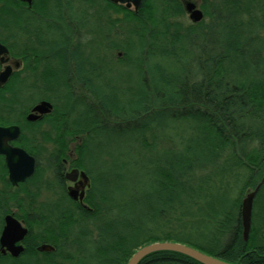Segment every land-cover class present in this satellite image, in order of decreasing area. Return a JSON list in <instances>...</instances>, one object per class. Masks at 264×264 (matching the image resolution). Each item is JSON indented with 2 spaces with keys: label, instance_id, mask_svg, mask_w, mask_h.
<instances>
[{
  "label": "trees",
  "instance_id": "16d2710c",
  "mask_svg": "<svg viewBox=\"0 0 264 264\" xmlns=\"http://www.w3.org/2000/svg\"><path fill=\"white\" fill-rule=\"evenodd\" d=\"M106 1L98 0L100 10L112 8L115 32L128 36L111 42L99 31L108 52L98 59V89L77 65L83 88L96 94L81 106L68 89L66 138L82 142L54 152L74 155L72 166L90 176L85 206L66 200L60 234L49 224L53 253L39 258L29 248L16 259L0 256V264H127L159 242L264 264V0H200L204 20L188 26L181 0H144L137 14ZM0 106L1 124L10 99ZM262 181L246 242L242 201ZM18 197L8 199L12 206L0 199V232L5 214L17 209L24 219L32 210ZM141 264L199 263L159 252Z\"/></svg>",
  "mask_w": 264,
  "mask_h": 264
},
{
  "label": "flooded vegetation",
  "instance_id": "af4514ba",
  "mask_svg": "<svg viewBox=\"0 0 264 264\" xmlns=\"http://www.w3.org/2000/svg\"><path fill=\"white\" fill-rule=\"evenodd\" d=\"M71 2L68 6L67 0H0V44L8 51L7 54H0V75L10 72L7 84L0 88V100L10 99V108L1 112L7 122H2L0 126L18 127L20 135L10 141L9 146L26 151L36 161L33 177L13 186L9 180L6 158L0 155V199L7 196L8 201L19 195L18 200L22 199L32 206L24 219L16 216L19 212L17 209V213L5 214L2 230L5 217L13 215L28 230L27 237L20 245L25 252L29 248L35 250L39 258L50 254L39 250L43 245L52 246L45 242L46 231L54 229L50 228V223L55 222L53 233L60 234L56 226L67 207L66 200L85 206L91 188L87 172L72 166L74 155L66 159L61 153L58 156L54 154L58 146L68 144L74 147L82 142L78 137L74 141L66 138L67 91L69 89L71 96L82 99L81 106L92 103L93 89H98L99 81L98 60L93 58L94 48L99 46V31L106 33L108 41L113 42L115 38L112 26L115 14L112 8L107 6L105 13L100 10L98 0ZM72 10L76 11L74 14L77 16L71 15ZM81 64H85L91 72L89 80L92 90H85L82 78L77 75L79 70L82 71L77 69V65ZM43 103L52 106L50 114L35 112ZM30 115L38 119L31 121L28 119ZM73 170L88 175L89 184L84 191L81 190V176L75 182L67 180L66 175ZM4 176L6 179L3 180ZM71 188L79 190L76 200L69 195ZM7 204L15 205V200ZM18 215L21 216L20 213ZM0 256L13 258L7 251L3 254L1 247Z\"/></svg>",
  "mask_w": 264,
  "mask_h": 264
},
{
  "label": "water",
  "instance_id": "95a60500",
  "mask_svg": "<svg viewBox=\"0 0 264 264\" xmlns=\"http://www.w3.org/2000/svg\"><path fill=\"white\" fill-rule=\"evenodd\" d=\"M25 1L31 2V0ZM107 1L115 5H123L127 9L133 10L136 14L140 12L144 3V0ZM185 9L193 24H199L204 20V13L201 9L197 8L196 4L192 2H186ZM7 53V49L0 44V54ZM9 77V71L0 75V88L7 84ZM35 112H39L41 115L50 114L52 112V106L49 103H43L35 109ZM28 119L35 121L38 118L30 115ZM19 135L20 129L18 127L0 126V155L5 156L6 158L5 163L9 173V180L13 186H18L19 184L25 183L28 179L33 177L36 170V161L34 157L30 156L26 151L18 148H12L8 144L10 141L17 139ZM79 176H81V190L84 191L85 187L89 184V178L85 172L73 170L66 175V178L70 182H75ZM262 183L263 181L257 186L255 190L247 193L242 201L241 219L243 226V237L246 242L248 241L252 230L254 202ZM69 191L70 197L76 200L79 190L77 188H71ZM83 195L84 192L81 194V200L83 199ZM4 223L5 225L0 236V247L2 253L5 254L7 251L13 258H19L25 252L24 247L20 245V243L23 242L27 237L28 230L13 215L6 216ZM39 250L46 253L55 251L54 247L50 245H43ZM159 252L177 253L188 257L199 264H231L216 257L210 256L194 247L173 242H159L144 246L133 254L127 264H141L144 259Z\"/></svg>",
  "mask_w": 264,
  "mask_h": 264
},
{
  "label": "rangeland",
  "instance_id": "374dc122",
  "mask_svg": "<svg viewBox=\"0 0 264 264\" xmlns=\"http://www.w3.org/2000/svg\"><path fill=\"white\" fill-rule=\"evenodd\" d=\"M181 1H182L183 4L185 3V1H186V2H192V3L196 4L197 8L201 9V7H200V6H201V1H200V0H181ZM68 8H69V7H68ZM201 10H202V9H201ZM72 11H73V10H72ZM75 12H76V11L74 10V11L71 13V15H75V14H74ZM132 12H133V11H132ZM75 16H77V15H75ZM207 21H208V19L206 20V22H207ZM182 22H183V24L186 25V26H188V25H190V24H193V23L191 22V20H190L189 15H188L187 12H186L185 17H183ZM207 23H208V22H207ZM121 30L123 31V29H120L118 32H115V33H114L115 37H116L118 40H124V38H125L124 36H128V35H125ZM103 55H106L104 49L101 48L100 46L97 47V45H96V47L94 48V57H93V58L96 59V60H98L99 57H101V56H103ZM116 55H117V53H116ZM155 62H156V61H154L153 63H155ZM170 64H171V63H168V64H165L164 66L168 67L169 70H172V69L175 70V67H174V66H171ZM116 69H117V71H118L119 73H122V74L125 75L126 77H129V76L131 75L132 78H133L135 81L138 79V77H137L138 75H137L136 70H131V69L124 68V67H117ZM113 75H115V74H112V75H110L109 77H110V78H113V79L116 80V77H115V76L112 77ZM140 77H141V76H140ZM119 85H124V84H122V82L119 81ZM111 138H115V137H112V136H111ZM130 140H131V139H130ZM41 200H43V199H41ZM13 212H14V213H17V210L14 209ZM18 214H19V212H18Z\"/></svg>",
  "mask_w": 264,
  "mask_h": 264
},
{
  "label": "bare ground",
  "instance_id": "6f19581e",
  "mask_svg": "<svg viewBox=\"0 0 264 264\" xmlns=\"http://www.w3.org/2000/svg\"><path fill=\"white\" fill-rule=\"evenodd\" d=\"M119 41H121V40H118V42H119ZM107 47H108V46H107ZM107 47H104V48H103L104 51H105V53L108 52V50L106 49ZM117 55L121 56V53L117 52ZM128 69H129V68H128Z\"/></svg>",
  "mask_w": 264,
  "mask_h": 264
}]
</instances>
